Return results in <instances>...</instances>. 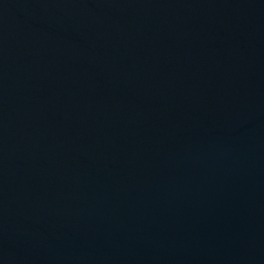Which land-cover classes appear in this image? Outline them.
Instances as JSON below:
<instances>
[{"label":"water","instance_id":"water-1","mask_svg":"<svg viewBox=\"0 0 264 264\" xmlns=\"http://www.w3.org/2000/svg\"><path fill=\"white\" fill-rule=\"evenodd\" d=\"M0 264H264V0H0Z\"/></svg>","mask_w":264,"mask_h":264}]
</instances>
